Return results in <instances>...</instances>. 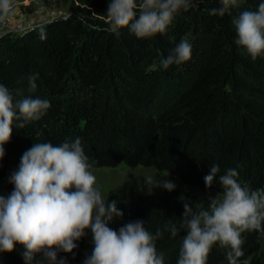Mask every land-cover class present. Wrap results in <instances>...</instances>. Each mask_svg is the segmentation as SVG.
Returning <instances> with one entry per match:
<instances>
[{
	"label": "trees",
	"instance_id": "16d2710c",
	"mask_svg": "<svg viewBox=\"0 0 264 264\" xmlns=\"http://www.w3.org/2000/svg\"><path fill=\"white\" fill-rule=\"evenodd\" d=\"M71 13L29 28L22 34L0 35V84L14 95L47 99L51 107L24 128L12 127L0 160V195L14 185L10 175L33 143L81 138L92 167H155L199 189L222 194L219 175L236 168L241 184L264 189V56L255 61L236 45L232 17L255 10L264 0H241L231 15H210L219 0H204L181 12L166 34L137 39L127 28L119 35L108 31L107 0H67ZM172 37V39H170ZM182 38L192 44L191 60L161 68V59ZM36 76L37 90L28 91ZM16 124L20 122H14ZM212 164L220 171L211 188L204 177ZM116 200L122 218L109 227L119 230L129 221L143 220L156 241L164 264H177L183 236L164 230L178 224L183 202L174 189L151 192L145 187L124 201ZM183 199V198H182ZM193 211L201 209L190 199ZM264 231L242 233L243 256L237 264L260 252ZM73 253H58L67 264H83L91 253V234L76 242ZM23 248L0 253V264H25ZM226 249L214 246L207 264H229ZM34 264V262H33ZM257 264V263H255ZM259 264H264L261 261Z\"/></svg>",
	"mask_w": 264,
	"mask_h": 264
},
{
	"label": "clouds",
	"instance_id": "9594fccd",
	"mask_svg": "<svg viewBox=\"0 0 264 264\" xmlns=\"http://www.w3.org/2000/svg\"><path fill=\"white\" fill-rule=\"evenodd\" d=\"M204 0H107L108 31L119 35L127 28L137 39H149L166 34L174 18L181 12L198 7ZM220 7L210 15H231L240 7L241 0H219ZM14 11L13 0H0V22ZM235 43L255 61L264 56V2L255 10H244L232 17ZM172 39V37H170ZM192 44L182 38L161 59V68L182 65L191 60ZM36 76L29 77L30 93L37 90ZM51 107L47 99L24 96L17 89L15 97L0 84V160L5 155L12 127L41 119ZM14 122H20L18 124ZM82 147L81 138L33 143L21 156L18 169L9 183L13 191L0 195V253H11L16 245L23 248L25 264H67L58 253H73L76 243L91 234V253L83 264H164V255L158 252L156 241L163 233L153 235L145 228V221L135 220L119 230L109 227L114 218H122L117 201H109L97 186L96 176ZM220 168L212 164L204 177L206 188H211ZM236 168L219 175L222 188L219 200L210 198L208 210L194 212L185 198L179 223L169 221L164 230L175 237L183 236L177 264H207L214 246L226 249L229 264H237L243 256L242 233L264 231V189H251L238 180ZM148 183H152L151 178ZM156 187L169 192L176 187L166 178ZM73 259L75 254L73 253Z\"/></svg>",
	"mask_w": 264,
	"mask_h": 264
},
{
	"label": "rangeland",
	"instance_id": "374dc122",
	"mask_svg": "<svg viewBox=\"0 0 264 264\" xmlns=\"http://www.w3.org/2000/svg\"><path fill=\"white\" fill-rule=\"evenodd\" d=\"M14 11L10 18L12 21H23L24 23H33L35 25L49 21L50 11L71 13L70 2L67 0H13ZM90 171L96 176L97 186L102 195L106 198L114 192L121 191L124 201L130 202L136 198L140 188L145 187L151 192H160L163 189L156 187L159 179H168L176 185L177 197L179 199L187 198L192 200L200 209L208 210L210 198L219 200L222 194L212 189H199L182 182L173 174L161 171L155 167L136 166L130 167L125 163H120L115 167H92ZM151 178L152 183H148ZM260 252L249 258L246 264H259L264 260V232L260 239Z\"/></svg>",
	"mask_w": 264,
	"mask_h": 264
},
{
	"label": "built area",
	"instance_id": "2783aa9c",
	"mask_svg": "<svg viewBox=\"0 0 264 264\" xmlns=\"http://www.w3.org/2000/svg\"><path fill=\"white\" fill-rule=\"evenodd\" d=\"M49 11L51 14V19L68 16L65 12L56 11L54 9H51ZM33 26H35V24L24 23L23 21H18L14 23V21H12L10 17H8L4 21L0 22V35L7 32L20 35L29 28H32Z\"/></svg>",
	"mask_w": 264,
	"mask_h": 264
}]
</instances>
